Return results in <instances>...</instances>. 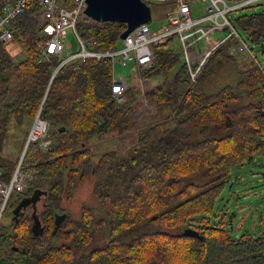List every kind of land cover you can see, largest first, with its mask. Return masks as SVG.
Instances as JSON below:
<instances>
[{"label":"trees","instance_id":"trees-1","mask_svg":"<svg viewBox=\"0 0 264 264\" xmlns=\"http://www.w3.org/2000/svg\"><path fill=\"white\" fill-rule=\"evenodd\" d=\"M36 16L32 7L18 23L26 35L24 59L0 47V180L10 183L39 112L51 123L53 141L48 151L30 144L25 152L22 164L38 174L7 201L0 264H264L262 234L234 238L226 216L211 223L233 167L264 156V65L254 48L241 62L232 53L237 40L230 39L193 82L180 48L171 46L174 39L156 45L144 76H163L146 94L158 117L138 123L139 94L131 89L128 102L117 104L109 59L75 60L58 70L57 56L37 60ZM237 23L264 56V11L241 15ZM126 27L86 16L77 24L81 36L97 39L102 50L116 48ZM10 130L22 143L14 159L3 155ZM91 175L100 207L84 204L53 233L63 200ZM36 188L48 191L45 230L38 236L30 215L18 223L11 218L12 206ZM187 228L202 238L185 234ZM102 232L107 241L93 247Z\"/></svg>","mask_w":264,"mask_h":264},{"label":"built area","instance_id":"built-area-1","mask_svg":"<svg viewBox=\"0 0 264 264\" xmlns=\"http://www.w3.org/2000/svg\"><path fill=\"white\" fill-rule=\"evenodd\" d=\"M145 1L149 4L158 2L164 5L153 13L151 23L138 26L126 38L120 37L116 48L102 50L97 39L83 38L77 29L79 19L88 17L85 13L87 0H0V47H5L13 41L19 44L25 40V34L18 23L32 7H36V30L33 33L36 36L35 46L39 62H48L52 56H57L58 70L75 60L86 62L92 59H109L113 70L112 92L117 104H126L129 90L134 89L138 92L142 104L145 103L143 107L147 104L146 108L155 107V102L146 99L150 84L144 73L153 66L156 45L176 39L182 63L187 66L190 78L195 82L209 57L230 39L237 40L232 47L234 55L251 50L238 30L237 18L232 20L228 14L263 0ZM198 3L200 4L196 5ZM155 20L158 25L153 28ZM218 29L222 32L211 44H206V39ZM68 30H71L76 38L77 49L64 55L65 51L74 48L72 43H66ZM117 63L122 66L134 64L132 69L135 74L131 73L128 78L118 77L115 71ZM261 108L264 111V97ZM137 112L134 114L135 118ZM50 128V121L43 118L39 112L28 132L26 149L34 143H38L39 147L45 150L49 149ZM27 178V174L17 171L10 183L0 181V193L5 197L4 203L12 190H22L25 187ZM261 234L264 236V230Z\"/></svg>","mask_w":264,"mask_h":264},{"label":"rangeland","instance_id":"rangeland-1","mask_svg":"<svg viewBox=\"0 0 264 264\" xmlns=\"http://www.w3.org/2000/svg\"><path fill=\"white\" fill-rule=\"evenodd\" d=\"M199 4L200 3L196 5ZM161 5L163 6L164 4L153 2L152 3L153 12H156V10ZM263 11H264V0L252 4L250 6L241 8L239 10L230 12L228 16L230 19L234 20L235 18H238L239 16L244 14L258 13ZM157 25L158 22L157 20H155L154 23L152 24V27L156 28ZM238 30L241 33L244 40L246 41V43L248 44V46L254 48L256 55L258 56L261 63L264 65V56L263 53L261 52L260 46L254 45L248 39V36L241 28H239ZM221 32L222 30L218 29L213 34H211V36L206 39V44L209 43L211 44ZM32 35L34 36L35 39L36 37L35 33L32 32ZM66 43H72L74 45V48L72 50L65 51L64 55H68L69 53L77 49V41L71 30H68ZM172 46L178 47V42L176 39L173 41ZM261 47L263 46L261 45ZM4 48L12 55V57L15 60L24 59L26 56L21 46V43L18 44L17 42L13 41L11 43H8ZM250 55L252 56L251 51H245L244 53L237 54V58L239 61L242 62V60L250 58L249 57ZM133 67L134 64L132 63L128 64L127 66H122L120 63H117L115 65L116 75L120 78L121 77L128 78L131 73L133 75L135 74V71H133L132 69ZM177 70L178 67L175 70H172L170 72V76L173 77V75L176 73ZM162 80H163V76L161 75H157L150 78L149 79L150 89L151 86L153 87L159 84ZM137 104H139L140 106V108L137 110L138 113L136 118L138 123H142L143 120L150 119L158 114L157 106L146 108V106L148 105L147 104L145 107H143L145 103L142 104L141 100H138ZM149 122H151V120ZM143 126L144 125H142L141 127ZM133 130L135 129H131V131ZM138 130L139 129H137V131ZM50 132H51V128H50ZM133 138L135 139V131L133 132L132 138H129V142L127 143L129 144V146L134 145L135 140ZM50 139H51V145L49 149L45 150L40 147L42 150L48 151L51 149L53 139L52 138ZM20 141L21 139L19 138V135L16 136L14 134V131L10 130L9 135L5 139V148L3 155L8 159L16 158L20 153V149L22 145ZM34 144H38V143H34ZM89 145L93 146L94 148H96V146H99L94 142L89 143ZM23 151H25L24 148L20 154L18 162H16L14 166V173L18 171L20 173L22 172L23 174H27L28 175V178L26 180V185H27V183L29 184V182L32 181L35 178V176L38 174V169L36 167H30L28 169H25L24 165L22 164L23 161H21L23 160L22 155L24 157L26 152L25 151L23 154ZM95 182H96V177L94 175H91L90 177L86 178L83 182H81L78 185L72 198L70 199L66 198L63 200L61 204V208L71 213L73 217H77L80 214V209L84 204L90 205L91 207L98 209L100 207V204L94 194ZM26 185L22 190L25 191L27 189L28 185L27 186ZM8 199L7 201H10V199L9 200ZM4 201H5V197L0 193V227L3 225L2 224L3 220L5 222V220L8 219L6 216V212L8 211L9 202L7 203L6 201L5 206L3 207ZM215 212L218 216L216 217L215 215H213L211 217V221H212L211 223L212 224L217 223L220 221V219L223 216H226V225L230 229L231 235L234 238L239 237L244 233L259 234L260 232H262V230H264V156H257L255 157L254 160L247 161L242 166L238 165L233 167L231 175L227 179L224 192L221 198L217 202ZM160 229L164 230L162 228ZM106 241H107V234L106 232H102L98 234V236L96 237L93 247L102 246Z\"/></svg>","mask_w":264,"mask_h":264},{"label":"water","instance_id":"water-1","mask_svg":"<svg viewBox=\"0 0 264 264\" xmlns=\"http://www.w3.org/2000/svg\"><path fill=\"white\" fill-rule=\"evenodd\" d=\"M85 13L89 18L95 20L96 22L125 23L127 27L121 33V38H126L129 33H131L138 26L142 24H149L153 21L152 7L145 0H87ZM24 150L26 151V146L24 147ZM25 151H23V154ZM47 194V190L36 188L31 195L23 197L14 210L15 219H18L17 215L20 214L19 211L22 208H27L30 204L36 206V203ZM4 206L5 203L3 204V207ZM66 216V213L56 215L53 233L58 231ZM32 217V231L34 235L38 236L42 231L41 229L39 232L37 229L38 226H40V220L36 215ZM184 233L192 236H200L199 232L192 228H187ZM200 237L202 238V236ZM15 249L17 248L15 247Z\"/></svg>","mask_w":264,"mask_h":264},{"label":"flooded vegetation","instance_id":"flooded-vegetation-1","mask_svg":"<svg viewBox=\"0 0 264 264\" xmlns=\"http://www.w3.org/2000/svg\"><path fill=\"white\" fill-rule=\"evenodd\" d=\"M21 201V200H20ZM19 201V202H20ZM19 202L17 203V204H15V205H13L12 206V208H11V211H12V216H11V218L14 220V222L15 223H18L19 222V219L22 217V216H25V215H30V217H31V219H32V221H31V229H32V224H33V217L32 216H34V215H36L38 218H39V220H40V226H38V230H39V232H40V230L42 229V231L40 232L41 234L43 233V231L45 230V225L43 224V222H42V219H41V214L43 213V210L46 208V206H47V203H46V198L43 196L37 203H36V206H33L32 204H30L27 208H22L20 211H19V215H17V218L18 219H15L16 217H15V213H14V210H15V208H16V206L19 204ZM64 213H66L67 214V216H66V218H65V220L67 219V217H68V214H69V212L68 211H66V210H63L61 213H59V214H64ZM55 219H56V217H55ZM64 220V221H65ZM63 221V222H64ZM63 224V223H62ZM61 227V226H60Z\"/></svg>","mask_w":264,"mask_h":264},{"label":"crops","instance_id":"crops-1","mask_svg":"<svg viewBox=\"0 0 264 264\" xmlns=\"http://www.w3.org/2000/svg\"><path fill=\"white\" fill-rule=\"evenodd\" d=\"M249 51H252V50H249ZM245 52V51H244ZM253 53V51L251 52V54ZM253 56V55H252ZM262 232H263V230H262ZM262 232H260L259 234H261Z\"/></svg>","mask_w":264,"mask_h":264},{"label":"bare ground","instance_id":"bare-ground-1","mask_svg":"<svg viewBox=\"0 0 264 264\" xmlns=\"http://www.w3.org/2000/svg\"><path fill=\"white\" fill-rule=\"evenodd\" d=\"M35 30H36V29H35ZM33 32H34V31H33ZM24 34H25V33H24ZM25 36H26V35H25ZM32 37H33V36H32ZM35 38H36V37H35ZM25 39H26V37H25ZM22 43H23V42H22ZM22 43H21V44H22ZM137 113H138V112H137ZM21 173H22V172H21ZM22 174H23V173H22Z\"/></svg>","mask_w":264,"mask_h":264}]
</instances>
